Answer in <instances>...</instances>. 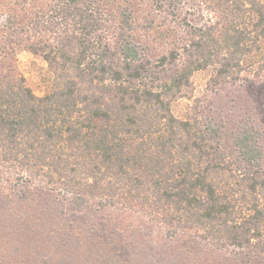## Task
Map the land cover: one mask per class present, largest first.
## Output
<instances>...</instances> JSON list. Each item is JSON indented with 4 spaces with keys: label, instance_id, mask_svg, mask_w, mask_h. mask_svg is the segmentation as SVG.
Masks as SVG:
<instances>
[{
    "label": "trees",
    "instance_id": "obj_1",
    "mask_svg": "<svg viewBox=\"0 0 264 264\" xmlns=\"http://www.w3.org/2000/svg\"><path fill=\"white\" fill-rule=\"evenodd\" d=\"M24 10L1 51L26 38L50 89L37 95L0 71V264H264L258 116L223 101L208 113L200 97L185 118L172 110L198 70H212L215 89L264 75V0H24ZM110 209L187 236L148 251ZM205 247L228 254L209 261Z\"/></svg>",
    "mask_w": 264,
    "mask_h": 264
},
{
    "label": "rangeland",
    "instance_id": "obj_2",
    "mask_svg": "<svg viewBox=\"0 0 264 264\" xmlns=\"http://www.w3.org/2000/svg\"><path fill=\"white\" fill-rule=\"evenodd\" d=\"M24 12V0H0V35L7 29L6 26H9L12 20L16 21L17 15L24 14ZM199 19L190 15V20L194 23H198ZM25 39L15 44L14 49L1 51L2 48L0 47V62H2L0 71H16L25 77L27 84L37 95H43L50 89L48 65L41 54L31 51L26 46ZM211 73V69L198 70L193 73L191 77L193 92L188 97H182L172 103L173 113L181 118L187 117L194 104V99L197 97L202 99L201 103L205 108H208V113H211L213 108L223 101L228 104L224 111L231 109L236 117L240 116L239 111L241 113L244 110L246 113L254 111L258 116L256 119L257 126L264 133V75L257 77L254 73L245 72L243 78L236 84H228L215 89L208 85ZM224 114L227 115V112ZM107 212L106 210V214ZM110 213L114 214V222L121 225V232L129 235V231L132 233L136 231L139 237L144 238L149 246L148 251L152 249V251L159 252L162 250L161 252H163L169 246V249L173 250L171 244L175 245L179 237L181 239L187 236V234L179 233L176 238H171L167 235V228L164 225L137 212L110 209ZM202 249L207 251L200 252V255L209 261L221 262L223 256L228 254L224 249L208 250L207 247Z\"/></svg>",
    "mask_w": 264,
    "mask_h": 264
}]
</instances>
